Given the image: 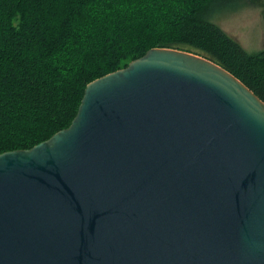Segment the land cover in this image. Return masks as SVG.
<instances>
[{
    "label": "water",
    "instance_id": "95a60500",
    "mask_svg": "<svg viewBox=\"0 0 264 264\" xmlns=\"http://www.w3.org/2000/svg\"><path fill=\"white\" fill-rule=\"evenodd\" d=\"M0 264H264V101L174 48L89 83L0 154Z\"/></svg>",
    "mask_w": 264,
    "mask_h": 264
},
{
    "label": "trees",
    "instance_id": "16d2710c",
    "mask_svg": "<svg viewBox=\"0 0 264 264\" xmlns=\"http://www.w3.org/2000/svg\"><path fill=\"white\" fill-rule=\"evenodd\" d=\"M231 1L0 0V154L68 128L89 83L153 48L203 56L264 101V48L248 53L211 20Z\"/></svg>",
    "mask_w": 264,
    "mask_h": 264
},
{
    "label": "rangeland",
    "instance_id": "374dc122",
    "mask_svg": "<svg viewBox=\"0 0 264 264\" xmlns=\"http://www.w3.org/2000/svg\"><path fill=\"white\" fill-rule=\"evenodd\" d=\"M256 2L233 0L223 10H216L221 6L215 5L211 16V20L248 53H256L264 48L263 6L260 0Z\"/></svg>",
    "mask_w": 264,
    "mask_h": 264
}]
</instances>
